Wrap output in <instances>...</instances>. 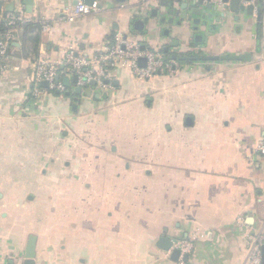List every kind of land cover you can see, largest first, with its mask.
<instances>
[{
	"label": "crops",
	"instance_id": "crops-1",
	"mask_svg": "<svg viewBox=\"0 0 264 264\" xmlns=\"http://www.w3.org/2000/svg\"><path fill=\"white\" fill-rule=\"evenodd\" d=\"M97 1L101 12L66 20L75 0H34L7 59L0 264H25L32 236L35 264H176L161 239L193 235L190 264H244L264 235V8ZM18 6L0 0V15ZM118 39L180 68L141 79L119 67L91 96L65 75L64 94L32 98V56L61 63Z\"/></svg>",
	"mask_w": 264,
	"mask_h": 264
},
{
	"label": "built area",
	"instance_id": "built-area-1",
	"mask_svg": "<svg viewBox=\"0 0 264 264\" xmlns=\"http://www.w3.org/2000/svg\"><path fill=\"white\" fill-rule=\"evenodd\" d=\"M217 8H229L233 0H203ZM261 1V6L259 5ZM240 6H253L255 9L264 8V0H239ZM102 11L100 2L93 0H75V5L64 15L66 20H74L81 15L95 14ZM2 30L0 31V78L9 70L7 59L14 50V43L19 40V31L30 27L36 22L34 16L18 6L13 11H3L1 15ZM43 31L49 30L48 24L42 25ZM61 63L53 60L49 55L40 53L32 56L30 61L33 72L34 86L30 91L34 100H39L44 93L64 94L67 86L64 83L65 75H77L78 87L83 90L92 88V81L96 82L95 88L106 91L112 87L114 72L119 67L129 68L137 77L144 79L162 71L176 72L180 65L175 60L167 59L163 53L149 48H142L138 43L122 41L108 46L105 50L82 55H75L73 51L67 52ZM146 60V65L140 59ZM43 82L48 87H43ZM33 102V101H32ZM31 104V102H29ZM28 104V105H29ZM258 151L264 154V140H260ZM196 235L186 239L174 241L173 248H178L181 255L176 264H190L184 260V255L189 254L194 246ZM249 253L244 264H263L264 235L262 233L249 237Z\"/></svg>",
	"mask_w": 264,
	"mask_h": 264
},
{
	"label": "water",
	"instance_id": "water-1",
	"mask_svg": "<svg viewBox=\"0 0 264 264\" xmlns=\"http://www.w3.org/2000/svg\"><path fill=\"white\" fill-rule=\"evenodd\" d=\"M93 0H86V2L88 3H91ZM121 1H124V0H121ZM194 4L195 5H198V8H195L193 10V14L195 15H202L203 13V10L201 9L202 6H204V1L203 0H193ZM23 3L25 5V8H26V11L27 12H32V9H33V4H34V0H23ZM259 5L261 6V1L259 3ZM201 6V7H200ZM185 8L187 7V4H185L184 6ZM211 4H207V8H211ZM232 9L236 10L238 7H239V0H233L231 2V6H230ZM242 9H248L249 13H252L253 11V6H241ZM8 11H13V9H9ZM259 13L261 14V10H259ZM199 21V20H196V22ZM140 63L141 65L145 66L146 65V60L144 58L140 59ZM160 73V72H159ZM69 78H65L64 80V83L66 84V86L68 87L69 86ZM73 81L75 83H77L78 79H77V75H74V79ZM43 87H48V83L47 82H43L41 84ZM92 85L95 86L96 85V82L95 81H92ZM78 93H81L83 91V89L81 87H78L77 90H76ZM85 94H87L88 96H91L92 95V89L91 88H88L86 89L85 91ZM70 92H68L69 94ZM160 246L165 249V250H170L173 245H174V241L171 240V239H167V238H163L161 239L160 241ZM35 245H36V239L34 236H32L29 240V243H28V246H27V249H26V261H25V264H35ZM181 255V251L180 249L178 248H173L172 250V257L175 259V260H178L179 257ZM188 257H189V254H185L184 255V260L188 261Z\"/></svg>",
	"mask_w": 264,
	"mask_h": 264
},
{
	"label": "trees",
	"instance_id": "trees-1",
	"mask_svg": "<svg viewBox=\"0 0 264 264\" xmlns=\"http://www.w3.org/2000/svg\"><path fill=\"white\" fill-rule=\"evenodd\" d=\"M2 15V14H1ZM1 15H0V31L2 30V24H3V22H2V20H1ZM28 28H26V30H27ZM169 59V58H168Z\"/></svg>",
	"mask_w": 264,
	"mask_h": 264
},
{
	"label": "rangeland",
	"instance_id": "rangeland-1",
	"mask_svg": "<svg viewBox=\"0 0 264 264\" xmlns=\"http://www.w3.org/2000/svg\"><path fill=\"white\" fill-rule=\"evenodd\" d=\"M95 90H98V88H94Z\"/></svg>",
	"mask_w": 264,
	"mask_h": 264
}]
</instances>
